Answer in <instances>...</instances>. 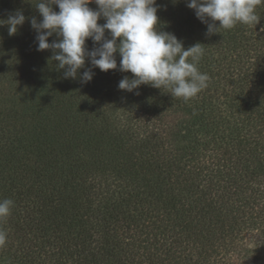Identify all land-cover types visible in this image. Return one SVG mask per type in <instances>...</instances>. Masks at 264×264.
Here are the masks:
<instances>
[{
    "label": "trees",
    "instance_id": "1",
    "mask_svg": "<svg viewBox=\"0 0 264 264\" xmlns=\"http://www.w3.org/2000/svg\"><path fill=\"white\" fill-rule=\"evenodd\" d=\"M156 2L161 30L204 49L187 101L119 90L118 68L64 78L36 50L39 0H0V20L26 17L0 26V264H264V3L206 35L186 0Z\"/></svg>",
    "mask_w": 264,
    "mask_h": 264
},
{
    "label": "clouds",
    "instance_id": "2",
    "mask_svg": "<svg viewBox=\"0 0 264 264\" xmlns=\"http://www.w3.org/2000/svg\"><path fill=\"white\" fill-rule=\"evenodd\" d=\"M90 3L97 8H90ZM262 3L264 0H186V6L206 24V35L229 30L237 23L256 25L260 19L256 8ZM53 5L58 6V12ZM35 7L42 17L39 22L36 17L30 20L36 32V50H51V59L58 62L56 66L64 70L66 79L77 78L84 68L80 80L87 83L93 79L94 68L104 72L118 68L132 74L119 81V90L133 92L141 85L169 88L172 97L185 101L207 87L209 76L197 67L204 54L202 44L185 48L174 33L161 30L156 0H39ZM25 19L23 11L17 9L6 20H0V26L6 24L11 36ZM100 19L105 22L98 23ZM54 34L57 39L50 43ZM89 39L91 49L86 47ZM86 60L90 65L87 68ZM12 205L11 199L0 200V218L10 214ZM6 240L7 234L0 230V246Z\"/></svg>",
    "mask_w": 264,
    "mask_h": 264
},
{
    "label": "rangeland",
    "instance_id": "3",
    "mask_svg": "<svg viewBox=\"0 0 264 264\" xmlns=\"http://www.w3.org/2000/svg\"><path fill=\"white\" fill-rule=\"evenodd\" d=\"M254 240H256V238H255V237H253L252 241H254ZM250 244H253V243H250Z\"/></svg>",
    "mask_w": 264,
    "mask_h": 264
}]
</instances>
